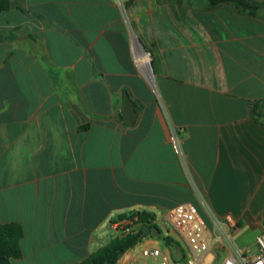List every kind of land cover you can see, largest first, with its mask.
I'll return each instance as SVG.
<instances>
[{
    "label": "crops",
    "instance_id": "obj_1",
    "mask_svg": "<svg viewBox=\"0 0 264 264\" xmlns=\"http://www.w3.org/2000/svg\"><path fill=\"white\" fill-rule=\"evenodd\" d=\"M133 39L151 57L154 87ZM156 95L179 129L187 172ZM188 176L212 213L235 224L234 243L254 253L264 239V12L207 0H9L0 13V222L23 229L10 264H79L109 243L119 215L141 212L160 235L133 248L163 240L178 257L184 241L170 213L201 208Z\"/></svg>",
    "mask_w": 264,
    "mask_h": 264
},
{
    "label": "built area",
    "instance_id": "obj_2",
    "mask_svg": "<svg viewBox=\"0 0 264 264\" xmlns=\"http://www.w3.org/2000/svg\"><path fill=\"white\" fill-rule=\"evenodd\" d=\"M145 54L148 58L147 70L138 63L133 48L137 68L154 87L151 57L147 51ZM156 102L166 125L168 142L182 168L187 172L179 129L172 122L164 101L158 95H156ZM188 178L201 202V208L195 204L186 203L176 206L170 213L171 226L184 241L186 252L183 257L180 254L178 257H172L168 252L156 247H144L139 250L132 248L128 251L126 264H203L208 254H213V258L223 254L220 264H264V239L256 238L254 253L239 248L233 240L235 224L230 218L224 220L217 218L201 193L195 188L190 176ZM140 228L141 225L137 222L136 216L116 219L110 224L112 238H121L128 233L137 232Z\"/></svg>",
    "mask_w": 264,
    "mask_h": 264
},
{
    "label": "trees",
    "instance_id": "obj_3",
    "mask_svg": "<svg viewBox=\"0 0 264 264\" xmlns=\"http://www.w3.org/2000/svg\"><path fill=\"white\" fill-rule=\"evenodd\" d=\"M210 5L230 4L236 11L249 16H257L264 12V1L254 0H207ZM9 0H0V13L8 10ZM256 118L261 116L259 104L253 108ZM136 216L141 227H155L152 223L154 217L146 212L119 215L118 219ZM143 233L141 230L131 232L121 238H112L109 243L93 253L88 259L79 264H116L121 256L132 249L140 240ZM23 237V229L18 223L3 224L0 222V264H10L11 259L21 257L20 240ZM167 243L168 240H166ZM184 251L180 250L183 257Z\"/></svg>",
    "mask_w": 264,
    "mask_h": 264
},
{
    "label": "water",
    "instance_id": "obj_4",
    "mask_svg": "<svg viewBox=\"0 0 264 264\" xmlns=\"http://www.w3.org/2000/svg\"><path fill=\"white\" fill-rule=\"evenodd\" d=\"M135 40H136L137 44L140 46V48L144 52H146V50L144 49V47L142 46L140 41L138 39H135ZM122 117L124 118L125 123L128 125L133 124L136 120V111H135L134 104H133L132 100H130V98L127 94H125V96H124V105H123ZM140 230L143 233L141 239L144 238L145 236L159 237V235H160L158 229L155 227L150 228V227L145 226V227H141Z\"/></svg>",
    "mask_w": 264,
    "mask_h": 264
},
{
    "label": "rangeland",
    "instance_id": "obj_5",
    "mask_svg": "<svg viewBox=\"0 0 264 264\" xmlns=\"http://www.w3.org/2000/svg\"><path fill=\"white\" fill-rule=\"evenodd\" d=\"M161 233L163 234L162 231H161ZM110 239H112V232L110 234ZM161 242L162 243H161L160 249L161 250L166 249V245H165L164 241L162 240ZM168 242H170V241H168ZM179 248L184 249L183 251L186 252L185 245L181 244ZM222 258H223V254H219L216 258H213V254H208L205 257V260H204L203 264H220Z\"/></svg>",
    "mask_w": 264,
    "mask_h": 264
},
{
    "label": "bare ground",
    "instance_id": "obj_6",
    "mask_svg": "<svg viewBox=\"0 0 264 264\" xmlns=\"http://www.w3.org/2000/svg\"><path fill=\"white\" fill-rule=\"evenodd\" d=\"M133 48L136 54V58L140 66L147 70L148 69V58L145 52L140 48V46L133 39Z\"/></svg>",
    "mask_w": 264,
    "mask_h": 264
}]
</instances>
